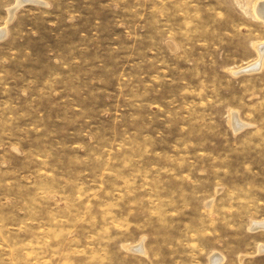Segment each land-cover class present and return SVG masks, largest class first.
Returning <instances> with one entry per match:
<instances>
[{"label": "rangeland", "instance_id": "rangeland-1", "mask_svg": "<svg viewBox=\"0 0 264 264\" xmlns=\"http://www.w3.org/2000/svg\"><path fill=\"white\" fill-rule=\"evenodd\" d=\"M260 1L0 0V264H264Z\"/></svg>", "mask_w": 264, "mask_h": 264}, {"label": "bare ground", "instance_id": "bare-ground-1", "mask_svg": "<svg viewBox=\"0 0 264 264\" xmlns=\"http://www.w3.org/2000/svg\"><path fill=\"white\" fill-rule=\"evenodd\" d=\"M16 3V2H15ZM254 9L256 14L264 15V0H261L260 2H256L254 4ZM257 15V16H259ZM12 16V15H11ZM5 31L4 29H0V38L3 37ZM264 224V223H263ZM215 257V256H214ZM214 259V258H213ZM214 261V260H213Z\"/></svg>", "mask_w": 264, "mask_h": 264}]
</instances>
